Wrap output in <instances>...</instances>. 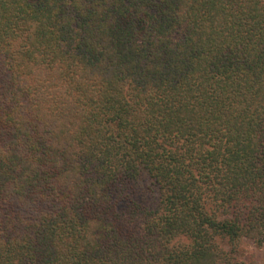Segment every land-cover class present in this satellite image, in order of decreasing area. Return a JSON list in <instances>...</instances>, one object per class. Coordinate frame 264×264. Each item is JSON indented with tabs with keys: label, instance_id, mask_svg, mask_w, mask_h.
I'll return each mask as SVG.
<instances>
[{
	"label": "trees",
	"instance_id": "1",
	"mask_svg": "<svg viewBox=\"0 0 264 264\" xmlns=\"http://www.w3.org/2000/svg\"><path fill=\"white\" fill-rule=\"evenodd\" d=\"M264 0H0V264H261Z\"/></svg>",
	"mask_w": 264,
	"mask_h": 264
},
{
	"label": "rangeland",
	"instance_id": "2",
	"mask_svg": "<svg viewBox=\"0 0 264 264\" xmlns=\"http://www.w3.org/2000/svg\"><path fill=\"white\" fill-rule=\"evenodd\" d=\"M243 249L245 250L246 253L255 252L261 264H264V245L258 246L252 240L245 239L243 242Z\"/></svg>",
	"mask_w": 264,
	"mask_h": 264
}]
</instances>
